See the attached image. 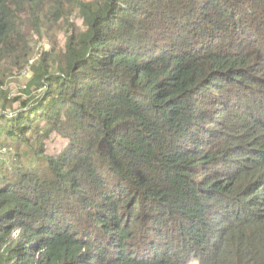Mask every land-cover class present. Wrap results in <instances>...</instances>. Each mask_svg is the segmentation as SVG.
<instances>
[{"label":"trees","instance_id":"16d2710c","mask_svg":"<svg viewBox=\"0 0 264 264\" xmlns=\"http://www.w3.org/2000/svg\"><path fill=\"white\" fill-rule=\"evenodd\" d=\"M0 264H264V0H0Z\"/></svg>","mask_w":264,"mask_h":264},{"label":"rangeland","instance_id":"374dc122","mask_svg":"<svg viewBox=\"0 0 264 264\" xmlns=\"http://www.w3.org/2000/svg\"><path fill=\"white\" fill-rule=\"evenodd\" d=\"M78 24L81 25V22L82 20H78ZM43 49H49V45L47 43H41L40 47H39V50H42ZM21 77H20V81H24V79H26L27 77H29L30 73L29 72H26L25 70H23V72L21 73ZM10 86L12 88V95L16 94L17 92H20V88L22 87V84L19 83V82H16L15 80H11V83H10ZM37 163V161H35ZM38 165L40 166V175L41 176H45L47 174V170H46V167L44 165V162L43 161H38Z\"/></svg>","mask_w":264,"mask_h":264}]
</instances>
